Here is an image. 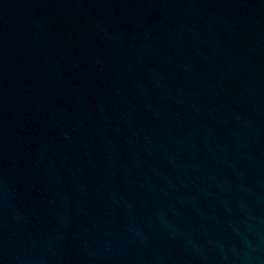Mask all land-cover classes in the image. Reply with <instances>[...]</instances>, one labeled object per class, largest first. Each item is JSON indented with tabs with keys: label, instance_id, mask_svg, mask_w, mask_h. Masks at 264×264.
Instances as JSON below:
<instances>
[{
	"label": "water",
	"instance_id": "obj_1",
	"mask_svg": "<svg viewBox=\"0 0 264 264\" xmlns=\"http://www.w3.org/2000/svg\"><path fill=\"white\" fill-rule=\"evenodd\" d=\"M0 264H264V0H0Z\"/></svg>",
	"mask_w": 264,
	"mask_h": 264
}]
</instances>
